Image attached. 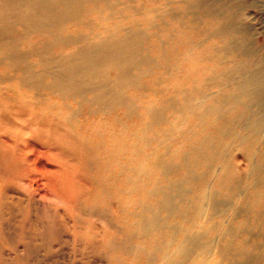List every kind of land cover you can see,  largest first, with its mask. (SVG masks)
<instances>
[{"label":"bare ground","instance_id":"obj_1","mask_svg":"<svg viewBox=\"0 0 264 264\" xmlns=\"http://www.w3.org/2000/svg\"><path fill=\"white\" fill-rule=\"evenodd\" d=\"M139 1L0 0V62L19 71L22 86L46 85L112 117L113 128L107 132L117 141L98 143V150L92 146L102 167L121 166V173L127 169L136 177L128 179L135 186L137 177L148 179L145 164L160 175L147 199L137 204L131 224L134 234L154 236L145 259L159 264H248L233 262L231 250L223 253L220 246L213 256L209 238L217 233V224L222 226L214 219L236 200L230 194L224 202L219 197L226 188L227 180L220 178L229 166L226 153L241 152L249 171L264 172V59L255 62L252 46H232L240 33L222 31L215 10L190 0H178L182 14L172 12L182 26L178 45L158 44L152 32L154 11L142 18ZM157 1L167 8L173 3ZM29 35L39 37V44L27 48ZM149 42L154 57L144 53ZM196 58L202 65L189 72L188 62ZM134 247L124 246L128 251ZM240 248L237 258L250 251L249 246ZM258 254L264 260V253Z\"/></svg>","mask_w":264,"mask_h":264},{"label":"rangeland","instance_id":"obj_2","mask_svg":"<svg viewBox=\"0 0 264 264\" xmlns=\"http://www.w3.org/2000/svg\"><path fill=\"white\" fill-rule=\"evenodd\" d=\"M171 1L169 8L157 0L138 3V10L144 13L142 18L154 11L152 32L158 44L167 47L178 45L182 30L172 14H182L181 4L178 0ZM190 1L206 5L210 12L215 10L222 31L234 29L240 33L238 43L234 40L232 46L244 44L246 49L252 46L255 62L264 59V0ZM143 22L145 19H141L142 25ZM214 24L204 23L208 27ZM24 42L29 48V44H39L40 40L29 35ZM24 45H19L20 50H26ZM144 48L145 54L155 56L152 43H146ZM30 59L35 62V58ZM197 65H202L198 58L188 62L189 72ZM19 76V71L0 62V264H159L145 259L154 236L148 239L137 232L134 234L131 224L137 204L147 199L152 181L160 175L145 164L148 179L137 177L135 186L128 179L133 181L136 177L127 169L121 173V166L102 167L96 159L97 151L92 148L98 150V143L117 141L107 132L113 128L112 117L81 105L76 98L58 95L59 92L46 85L43 88L22 86ZM160 97L157 94V101ZM224 160L229 166L226 172H220L223 175L220 178L222 182L227 181L219 197L224 202L230 194L236 200L230 202L231 207H226L221 218L214 219V223L221 222L222 226L217 224V233L210 235L212 255L220 246L223 253L231 250L228 256L233 262L264 264L263 259H258V253H264V172L249 171L246 156L241 152L228 151ZM195 194V198L200 196L197 191ZM156 236L165 239L163 233ZM126 244L140 247L142 252L135 247L128 251L124 248ZM243 246L246 250L249 246L250 251L243 250L238 259L236 252Z\"/></svg>","mask_w":264,"mask_h":264}]
</instances>
